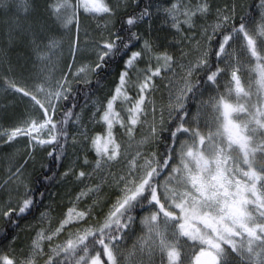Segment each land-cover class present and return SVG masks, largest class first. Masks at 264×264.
<instances>
[{
	"label": "snow or ice",
	"instance_id": "6c2138e0",
	"mask_svg": "<svg viewBox=\"0 0 264 264\" xmlns=\"http://www.w3.org/2000/svg\"><path fill=\"white\" fill-rule=\"evenodd\" d=\"M133 2L139 7V0ZM181 3L182 0H174L162 10L165 21L178 35L175 44L170 45L179 49L178 56L167 51L159 37L133 31L138 23L153 19L152 0L138 13L127 15L121 28L110 32L107 38L91 44L85 41L84 47L79 41L80 10L95 16L116 17L127 9L128 0H115L114 5L109 0H55L49 5L56 23L64 28L76 27L71 45L73 62L62 79L52 84L46 78L35 86L34 92L11 83L14 91L30 98L38 115L25 119L10 131L0 132V139L6 136L5 142L10 143L24 136L31 148L54 145L61 151H51L48 156L59 161L65 155L70 135L65 125L71 124L82 138L83 164L92 167L91 172L74 173L78 181L107 175L110 166L122 156L127 161V172L118 178L113 176L116 186L123 187L103 222L70 233L75 238L51 249L54 255H49L45 264H156L157 259L159 264H234L236 260L239 264H264V103L259 96L257 103H251L253 93L245 89L239 74L244 66L242 57L254 59L259 74L257 93L264 91V22L249 28L248 17L242 15L237 20L235 8H225L218 10L216 21L205 25L198 34L195 18L209 14L207 0H197L195 6L189 2L181 7ZM18 6L28 13V0H18ZM261 6L264 7V0ZM160 11L157 9V13ZM36 35L34 32L33 36ZM58 46L55 39H49L45 45L48 53L38 59H50V53ZM39 47L36 44L37 50ZM77 58L81 64L72 72ZM118 61L123 64L116 86L107 98L91 99L89 90L84 94L86 99L80 112L75 111L78 103H73L62 120H55L62 102L67 105L70 99L78 97L74 87L83 84L90 88L93 81L87 77L91 75L98 77L99 85L110 65ZM141 64L145 66L139 67ZM229 69L226 92L220 93L219 78L228 75ZM162 73L171 75L165 86L168 104L160 108L157 123V108L148 93L154 90L153 81ZM133 89L135 98L130 94ZM206 92L214 94L203 99ZM233 93L236 103L231 102ZM118 102L127 107L118 110ZM149 104L151 140L154 143L163 140L164 150L148 155L137 151L129 159L127 153H122L114 130L119 126L130 139L134 138L136 128L148 123ZM89 108L92 111L88 121L102 125V132L90 135L83 126L85 109ZM45 131L47 139L41 138ZM62 139L65 144L60 143ZM72 139L75 144L77 138ZM148 142L145 138L140 144ZM89 153L95 155L94 163L88 159ZM22 168L23 165L15 172L9 169L5 184L22 185ZM73 171H66L64 176ZM103 183L81 189L55 231L36 233L26 257L18 261L14 256L2 255L0 264H36V256L44 252L45 240L51 242L65 228L83 222L91 214L98 201L83 211L77 210V205L99 193ZM28 191L16 207L7 211L0 207V215L10 219L29 212L35 201ZM138 207L155 210L140 220L144 234L128 246L127 240L135 233L136 217L132 213ZM189 241L194 252L190 258L185 248ZM98 246L102 251H97ZM93 252L96 254L92 255Z\"/></svg>",
	"mask_w": 264,
	"mask_h": 264
},
{
	"label": "rangeland",
	"instance_id": "374dc122",
	"mask_svg": "<svg viewBox=\"0 0 264 264\" xmlns=\"http://www.w3.org/2000/svg\"><path fill=\"white\" fill-rule=\"evenodd\" d=\"M129 1V0H128ZM247 0H229V2L224 3L221 6H215L213 8L212 12V17L211 18H204L203 21L199 24L197 33L203 29L205 25H210L216 21L217 18V12L218 10H223L225 8L232 9L233 7L235 8V16L238 14L239 11L244 7L245 3ZM115 4V0L113 2V5ZM262 17H264V7H262L259 11V17L252 23L249 24V28H256L259 24L262 22ZM93 23L94 27L98 29V33L95 37H90L89 35L91 34L90 31H83L82 30V37L80 38V45L81 47H84L85 41H88L89 44H91L92 41L100 40L102 38H107L109 33L112 32V20L113 17L103 15V16H93ZM209 32H211V29H209ZM87 33V35H85ZM57 41V39H55ZM59 46L52 52L51 54H56V51L62 50L63 47L58 42ZM171 51L176 53V55H179V49L178 48H172ZM95 57H93L94 59ZM194 58V57H193ZM73 58H71L72 60ZM243 61V69L239 73L241 76L242 84L244 85L246 90H250L253 95L251 99V103L255 104L257 103L258 96L261 99V102L264 103V96L263 94L257 93V84L256 81L259 79V74L257 71H255V65L256 61L254 59H249L247 57H242ZM45 64H39L38 67H33V70H37V73H42L41 71H44L48 68H54L58 71L57 65L59 64H52L51 61L48 59H45ZM81 64V60L77 58V62L75 63V67L71 69L72 72L76 71V68H78ZM56 66V67H54ZM48 67V68H46ZM223 67V64H222ZM56 70L53 73L54 75L49 78V82H52V78H55ZM69 71V69H68ZM67 71V72H68ZM230 71L229 69V74L228 75H223L219 78V85H220V93L226 92L225 84L226 82L230 79ZM118 74L117 73L114 77L111 78V80L104 85L101 90L93 96L91 99H100V98H107V96L110 94V92L115 88L116 86V81L118 80ZM170 73L163 74L161 76V79L158 80L157 82H154V90L150 91L148 93V98L152 101L155 102L157 112H156V120L157 123L159 122L160 118V108L161 107H166L168 104V89L165 87L168 83V77L170 76ZM91 76L87 77L90 79ZM194 78V77H193ZM71 80L72 78L69 77ZM7 80V79H6ZM11 82L7 80V83H0V95L4 94L3 96L5 97L4 102H6L8 105L7 107L4 105V102L0 104V114L5 116V112L7 111V116L8 119L14 118L16 115L18 116L19 113L18 111H14L12 109H15L14 102L10 101L11 99L15 101H20L23 104L24 110L21 111L24 116L22 118H17L16 124H19L24 121L25 119L36 117L38 115V111L34 108L33 102L30 100L29 97H26L24 95H14L11 96L8 94V92H13L12 87L10 86ZM23 88V87H19ZM35 86L32 88H28L27 91L29 92H34ZM6 93V94H5ZM132 95V93H130ZM210 94L214 93H205L204 96L202 97L203 99H207ZM7 95L9 96L10 99H7ZM133 96V95H132ZM136 96H134L135 98ZM43 99V97H40ZM1 99V98H0ZM3 99V98H2ZM231 102L236 103V97L235 94L233 93L231 96ZM241 103H244V100L239 101ZM121 107H127V105H121L119 102L117 104V108ZM83 108V107H82ZM81 108V109H82ZM80 109V111H81ZM151 109L152 105L149 104L147 105V110L149 112L148 116V123H142L139 125L135 132H134V138H129L127 134L125 133L124 129L120 128L119 126H116L115 128V134L117 137L118 142L121 143V151L122 153H127V157L130 159L131 156H134L137 151L142 152L144 155H148L151 152L155 151V143L152 142L151 136H150V127L149 124L152 121V116H151ZM6 110V111H5ZM5 111V112H4ZM79 111V112H80ZM92 109H85L86 115L84 116V125L86 126L89 130V134H95L96 132H102L103 131V126L100 124H92L88 121V117L91 115ZM195 111V107L193 109ZM15 115V116H14ZM164 119L165 121L168 120V114L167 111L164 112ZM12 122L14 120H11ZM82 126V127H83ZM10 131V130H8ZM204 131H207V129H204ZM213 131H215V128H213ZM44 136V135H43ZM75 136L77 138V142L74 144L72 137ZM4 139L7 140V137H3ZM44 139H47V137H43ZM148 138V143L141 145L140 141ZM81 137L79 134V130L76 128V126L72 125L71 126V134L68 142V146L66 149V155L64 157V171L58 181L56 182V188L53 189L46 198V201L44 203L43 208L40 210L39 215L37 218L27 220L20 224L17 234L8 240L4 245L0 246V256L2 255H8L9 257H15L18 261L24 257H26L29 252H30V244L31 240L36 236V233L38 231L44 230L47 234H50L51 232L55 231L56 227L59 226L60 221L64 218V214L67 212V210L71 207H73L72 203L64 204V208H61V204L64 202L59 203V207H54V204L52 203V200L56 196L59 197V201L65 199L68 194H70L71 191V185L74 183V178L76 175V170L79 168L81 170H84L82 168H87V172L92 171L91 165L85 166L83 164V159L85 155L84 151V145L81 143ZM181 139H185V137H181ZM8 146L11 147V150L9 153L6 154L5 156V166L3 169L4 172V177L0 176V207L3 208L4 211H7L9 207H16L18 202L24 199V193L26 190L30 187L31 184V177L32 174L38 170L43 163V160L47 154L48 151V145H36L34 148H31L29 146V139L28 137H18L15 142L10 143ZM20 158H24L23 160L25 163L22 168V185H17L15 182H12L10 184H5V181L8 180V175L9 169L12 168L13 166H16L17 163L19 162ZM88 159L94 163L95 161V155L89 153L88 154ZM3 160V159H2ZM23 161V162H24ZM143 161H141L142 163ZM126 159L122 156L121 159L118 162L113 163L110 166V170L108 171L107 175L101 174L99 176H94L91 180L85 179L86 184L89 186L99 184L101 181H104L102 184L101 191L97 194L91 195V199L87 203H82L79 202L77 205V210L83 211L89 208L90 205L93 204V201H98L96 207L91 209V214L86 217V219L78 224H73L70 227L65 228L59 235L54 237V239L49 242L45 240L43 242V249L44 252L42 255L36 256V264H45V261L47 260L49 255H54L52 253L51 249L55 248L56 245H63L68 239L72 238L74 239L75 236L72 235L70 236V233H76L78 229H84L87 228L89 225L96 226L99 223H102L104 220L105 215L109 211V208L112 206L113 202L117 199V197L120 195V188L123 187V185H120L119 187L116 186L115 180L113 179V176L119 177L120 175H124L127 172V167H126ZM20 164V163H19ZM69 170H74L73 174H70L69 176L65 177L64 173ZM80 171V170H78ZM15 172V171H14ZM78 173V172H77ZM167 173H165V176ZM3 178V179H2ZM163 180V179H162ZM106 187L107 189L110 187L113 190L114 197H113V202L110 207L104 212L100 218H97L98 216L96 215V212L102 210L103 208L107 207L104 205L105 203V193L103 194L102 189L103 187ZM109 186V187H108ZM18 189V191H17ZM111 192V191H110ZM108 192V194L110 193ZM11 196V199H10ZM154 208H148L138 219L135 220V224L133 225L135 229V233L131 235V239L127 240V245L130 246L132 242L139 236L144 234V229L143 226L140 223V220L145 217L149 216L152 211H154ZM44 214L42 217L41 214ZM3 215H0V221L3 219ZM124 247V245H122ZM186 251L189 254V258L194 255V252L191 248V242H187L186 246ZM198 250V249H197ZM156 264H159V260L157 259ZM234 264H239V261L236 260L234 261Z\"/></svg>",
	"mask_w": 264,
	"mask_h": 264
},
{
	"label": "trees",
	"instance_id": "16d2710c",
	"mask_svg": "<svg viewBox=\"0 0 264 264\" xmlns=\"http://www.w3.org/2000/svg\"><path fill=\"white\" fill-rule=\"evenodd\" d=\"M54 2L55 0H28L29 11L27 14H25L23 8L18 6V0H0V83H7V80H9L11 83H15L17 87H23L25 90H27L28 88H32L33 86L40 84L46 78L51 77V74L53 76V73H55L54 71L56 70H54V68L46 67L48 69L41 71L42 73L39 74L37 73V70L32 69L35 66L38 67L39 64H45V59H38V56L48 53V49L45 47V45L49 39H57V42H60L63 47L62 50L60 49L56 51V54L54 55L50 53L51 58L48 59L52 64H59L57 65L59 66L58 71L56 70L57 74H55V78H52V84L63 78V73L67 72L68 65L71 61V45L76 34V27L75 25H72L69 28H64L51 18L49 5L53 4ZM109 2L113 4L114 0H109ZM172 2H174V0H152V11L154 14L153 19L151 21H142L138 23L133 29V31H139L142 34L150 33L153 38L159 37L160 42L164 44V46L167 48V51L169 52H172V48H176L170 45L175 44V41L178 39V35L171 29L170 23L165 21V16L162 10L169 7L170 3ZM189 2L195 6L197 0H182L181 7ZM207 2L210 12L207 16H197L195 18L196 31L198 30L199 24L201 22H205L203 21L204 18L212 17L213 8L215 6H221L224 3L229 2V0H207ZM146 3H148V0H139V7H136V4L133 2V0H129L127 9L122 10V12L116 17H113L112 32L121 28L123 20L127 18V15L138 13ZM261 8V0H247L244 7L236 15V19L238 20L242 15L246 16L248 17L250 24L259 17V11ZM157 9H161V11L157 13ZM82 30L90 31V37H95L98 33V29L94 27L92 15L85 14L81 9L79 13V41L82 37ZM34 32L37 34L35 37L33 36ZM34 40L35 43L33 42ZM36 44L40 45L39 50H37ZM138 47L139 45H137V48ZM161 50L164 49L162 48ZM122 64V61L112 63L110 65V70L103 74V79L100 81L99 85L96 84L98 77L91 75L90 79L93 81V83L91 84L90 88H86L83 84H80L79 87H74V91L79 93L78 97L75 100L70 99L67 105H64L62 102L61 106L58 107L56 111L55 120H62L63 113L67 111V108L73 103H78L79 106L75 109V111L79 112L84 106L86 99L84 95L85 92L90 90L92 92V97L95 96L101 90V88L111 80L112 77L119 73ZM144 66V64L139 65L141 68ZM220 66L222 67V64ZM163 74L167 73H162V75ZM161 76L156 77L153 83L160 80ZM195 79L196 77L193 78V80ZM15 93L17 92L14 90L13 92H8V94L11 96L16 95ZM131 93L133 97L136 96L135 89H133ZM261 93L264 96V91ZM3 95L4 94L0 95V104L6 101ZM7 99H10L8 95ZM10 101H13L15 106V109L12 110L15 112L18 111L19 115H14L15 117L11 119L14 120L12 122L7 118L9 115L7 114L6 110V112L4 111L5 116L2 115L3 113L0 114V132L8 131L18 126L19 124H16L17 118H22L24 116V114L21 112L24 110L23 104L20 101L17 102L13 99ZM4 105L7 107L8 104L4 102ZM71 126V124L65 125L70 134ZM69 138L70 135L67 138L66 147L64 149L65 155ZM5 141L6 139L4 138L0 139V176L3 177L4 172L2 168L5 166V156L11 150V147L8 146L10 143H6ZM60 143L65 144V141L62 139ZM163 143V140H161L160 143H155V151L162 152L164 150ZM54 150L57 153L61 151L58 147L54 148V145H48V151L43 160L42 166L32 174L31 184L27 189L30 190L27 193L28 196L32 197L35 201L31 210L19 217L16 215H13L10 219L3 217L2 221H0V246L4 245L8 240L17 234L20 224L27 220H32L38 217L40 210L44 206L47 195L56 188V182L64 171L63 165L65 155L61 158V160L57 161L54 157L48 156V153ZM23 159L24 158H20L17 165L10 168L11 171L21 165L24 161ZM82 169H84L83 171L87 172V168ZM78 170L81 171V169L78 168L76 173L79 172ZM49 177H51V179H48ZM162 179L163 177H161V180ZM73 181L74 183L71 185L70 194H68L65 199L59 201L58 196H56V198L54 197L52 200L54 207H59V203L65 201L61 204V208H64V204L74 201L77 193L87 185L86 180L78 181L76 177ZM103 188L104 189H102V193H105L104 195L106 198L104 205L107 207L96 212V215H99L97 218H100V216L104 214L108 207L111 206L113 197L115 196L113 190L110 187L107 189L104 186ZM108 192L110 193L108 194ZM91 197L92 196L80 202L87 203L90 201ZM148 208L149 207H144L143 209H140L138 207L132 213V215L138 219ZM97 251H102V249H100L98 246ZM80 254L82 255L83 253L81 252ZM95 254V252L92 253V255ZM60 259H63V256H61ZM103 259L104 258L102 257V260Z\"/></svg>",
	"mask_w": 264,
	"mask_h": 264
}]
</instances>
